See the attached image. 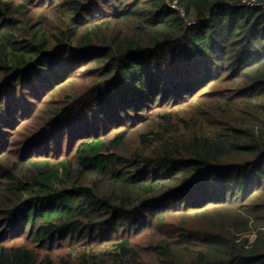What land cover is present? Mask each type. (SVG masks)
<instances>
[{
	"label": "trees",
	"instance_id": "1",
	"mask_svg": "<svg viewBox=\"0 0 264 264\" xmlns=\"http://www.w3.org/2000/svg\"><path fill=\"white\" fill-rule=\"evenodd\" d=\"M240 1L0 0V264H264Z\"/></svg>",
	"mask_w": 264,
	"mask_h": 264
},
{
	"label": "built area",
	"instance_id": "2",
	"mask_svg": "<svg viewBox=\"0 0 264 264\" xmlns=\"http://www.w3.org/2000/svg\"><path fill=\"white\" fill-rule=\"evenodd\" d=\"M233 7L241 8V7H249V8H261L264 10V1L260 0H243L238 3H231ZM172 8L177 9L183 13V10L176 5H172Z\"/></svg>",
	"mask_w": 264,
	"mask_h": 264
}]
</instances>
